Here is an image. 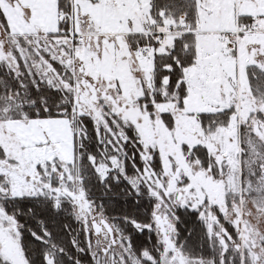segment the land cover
Listing matches in <instances>:
<instances>
[{
    "label": "snow or ice",
    "instance_id": "1",
    "mask_svg": "<svg viewBox=\"0 0 264 264\" xmlns=\"http://www.w3.org/2000/svg\"><path fill=\"white\" fill-rule=\"evenodd\" d=\"M0 264H264V0H0Z\"/></svg>",
    "mask_w": 264,
    "mask_h": 264
}]
</instances>
